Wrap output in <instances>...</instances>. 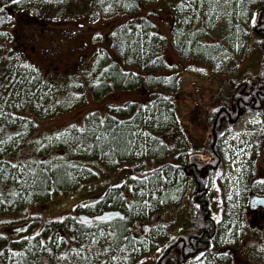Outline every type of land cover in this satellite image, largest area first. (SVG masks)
Returning <instances> with one entry per match:
<instances>
[{
  "label": "trees",
  "instance_id": "trees-1",
  "mask_svg": "<svg viewBox=\"0 0 264 264\" xmlns=\"http://www.w3.org/2000/svg\"><path fill=\"white\" fill-rule=\"evenodd\" d=\"M61 1L0 0V45L4 29L14 23V10L35 6L43 11L62 5ZM92 5L104 18H141L132 25L128 19L114 29L111 52H102L78 88L60 97L36 66L23 65L12 56L0 60V217L48 204L94 182L98 174L116 172L127 164L134 166V173L108 189L100 201L82 202L41 228L36 216L11 235L0 225V264H137L160 249L155 264H192L202 259H207L205 264H242L250 256L247 264H264V234L252 246V255L249 250L245 256L241 245L246 232L233 226L235 213L243 223L245 198L255 191L264 194V185L249 179L264 130L259 136L247 130L227 144L242 151L237 178H245L233 199L224 203L220 196L217 203L216 194L208 200L204 194L205 186L215 180L212 166L219 163L220 174L225 167V150L217 144L212 150L214 124L231 125L244 107L261 119L264 114V0H93ZM146 7L166 8L172 15L168 38L180 59L196 58L208 67L225 54L232 60L233 49L225 43L224 52L211 33L217 17L225 20L227 43L233 46L250 37L248 44L259 55L257 73L237 72L241 75L224 78L209 108L195 106L208 123L203 137L209 145L202 158L187 152V139L195 140L181 128L173 98L181 84L161 54L164 36L149 17L138 15ZM137 87L153 91L149 102L107 105L103 113H87L78 125L35 139L33 119L55 114L58 106L80 107L83 91L99 98L111 90ZM170 143H174L172 151ZM144 166L148 170L143 171ZM107 212L120 216L107 222L80 221ZM144 223L146 231L140 229Z\"/></svg>",
  "mask_w": 264,
  "mask_h": 264
},
{
  "label": "rangeland",
  "instance_id": "rangeland-1",
  "mask_svg": "<svg viewBox=\"0 0 264 264\" xmlns=\"http://www.w3.org/2000/svg\"><path fill=\"white\" fill-rule=\"evenodd\" d=\"M92 4L93 0H64L62 5L61 3L54 5L48 10L40 11L38 8H34L35 6L26 10H14L12 13L13 25L4 29L6 36L4 44L0 45V60L6 56H12L23 65L36 66L42 78L47 79V84L53 91L55 90L54 92L61 95L60 97L64 96L66 91L78 88L79 81L81 82L86 75L90 74L95 60L101 56L102 52L105 50L111 52L114 29L130 19L129 16L119 15L104 18L96 13ZM160 9L161 13L153 7H146L138 15L149 17L156 29L164 36L165 43L161 54L166 65L172 67V72L178 75L181 84V89L173 94L177 117L181 120V125L184 127L183 129H186L189 137L199 139L205 132V122L202 124L204 116L197 114L200 112L196 111L195 106L201 103L200 106L209 108L208 104L218 92V88L223 85L224 78L232 79L237 75L240 76L241 72L257 73L259 55L248 44L250 37L243 38L244 40L234 43L233 46L227 43L225 20L217 17L211 33L217 37L219 42L216 45L224 52L227 51V47L223 45L225 43L233 49L232 60L230 55L225 53V56L217 64H212V67L206 66V63L196 58L186 61L182 58V60L169 43V26L172 23V15H169L166 8ZM152 12L156 15H152ZM140 18L130 19L128 23L132 25ZM206 40L208 41V39ZM202 42H204L203 39ZM251 48L252 50H250ZM212 69L215 73L211 72ZM161 75L168 77L170 72ZM86 92H82L84 101L80 107L61 109L58 106L59 110L55 114L47 117H43V114L40 115L43 117L42 119H33L36 125L35 139L38 141L46 135L78 125L87 113L96 110L103 113V109L107 105H124L132 101L149 102L151 98L149 94L153 91L142 87L128 91L111 90L99 98H93ZM224 94L229 95V90L224 89ZM256 121V115L250 109H244V113H241L238 120L235 121L236 123L231 124L222 139L221 149L225 150L226 159L219 184L226 185L222 195L225 198L232 196L235 188L241 186L245 179L240 180L239 176L237 178V165L240 164L239 158L242 151L229 149L227 144L232 138L243 134L250 123ZM261 150L249 177L254 183H264V143L261 145ZM133 167L131 164H127L116 172L100 173L94 182L85 184L67 195L53 198L48 204H35L19 214L0 217L2 230L9 235H11V231L19 232V228L23 224L29 223L28 220L31 216L39 218L41 228L48 221L65 216L82 202L100 201L108 189L121 185L131 177V174L134 173ZM148 168L144 166L141 169L146 171ZM236 196H240V192ZM245 204L246 199L244 206ZM233 216V226L236 228L239 226L246 232L241 245V249L245 251H241V254L247 256L246 253L250 250L252 255V246L256 244L258 236L261 238L263 235L259 232H264V208L252 212L244 207L243 217L245 218H240L243 223L239 222V213H235ZM233 226L231 225L229 228ZM157 256V251H154L141 258L137 264H155ZM245 259L242 264H247V260L250 261L251 256L250 259L249 257H245ZM205 260L207 259L192 264H205Z\"/></svg>",
  "mask_w": 264,
  "mask_h": 264
},
{
  "label": "flooded vegetation",
  "instance_id": "flooded-vegetation-1",
  "mask_svg": "<svg viewBox=\"0 0 264 264\" xmlns=\"http://www.w3.org/2000/svg\"><path fill=\"white\" fill-rule=\"evenodd\" d=\"M239 112H241L242 113V111H238L237 112V115H238V113ZM236 115V116H237ZM261 118V117H260ZM262 120L264 121V114H263V117H262ZM231 123H234V122H231ZM203 124V123H202ZM206 124V123H205ZM216 123L214 124V127L212 128V135H213V140H212V150H213V148H214V145H216L217 147H218V143L220 142V140H221V138L223 137V134L225 133V129H224V125H223V123L222 124H220V126L217 128L216 126ZM204 127V126H203ZM182 129H183V127H181ZM222 128V131L220 132H217L219 129H221ZM185 130V132L187 133V135H189L188 134V132L186 131V129H184ZM195 141H192V142H190L188 139H187V144H188V147H187V152L191 155V154H198V156L200 157V158H202L203 157V155H202V152L204 151V150H206V149H208V146H206V144L207 145H209V143H207L208 141H207V139L206 138H204L203 137V133H202V137L201 138H199V139H195V138H193ZM197 140V141H196ZM263 140V143H264V139H262ZM221 143V142H220ZM173 147H174V143H170L169 144V150L170 151H172L173 150ZM218 148H220V147H218ZM262 151V150H261ZM264 152V151H263ZM262 157V156H261ZM215 168V180H212V182L210 183V185L209 186H205V188H206V190H205V192H204V194H205V196H206V199L208 200V198H209V196H214L213 194H216L218 197V202L217 203H219V202H221L222 200H220L219 201V198H220V189H221V187L219 186V184H218V181H219V174H220V171H221V167H219V163L216 165V166H212V168L211 169H214ZM219 193V194H218ZM258 196V197H261V195H259L256 191H255V193H253L251 196ZM250 196V197H251ZM249 197V198H250ZM248 198V199H249ZM231 201V200H230ZM225 202H228V201H224V203ZM248 208H249V206H248ZM259 209H255V210H253L252 212H257ZM248 211H251V209L249 208L248 209ZM209 214L212 216L214 213H213V210H211L210 209V212H209ZM212 219L214 220V216H212ZM215 221V220H214ZM180 225V224H179ZM180 229V227H178L177 229H175V231H176V233H177V231ZM182 229V228H181ZM170 237H174L173 236V234H170Z\"/></svg>",
  "mask_w": 264,
  "mask_h": 264
},
{
  "label": "water",
  "instance_id": "water-1",
  "mask_svg": "<svg viewBox=\"0 0 264 264\" xmlns=\"http://www.w3.org/2000/svg\"><path fill=\"white\" fill-rule=\"evenodd\" d=\"M250 205L252 207V209L254 208H257V207H263L264 206V198H258V197H253L251 200H250ZM120 215L116 212H107V213H104L100 216H96L94 218H86V217H81L80 218V221L82 222H86V223H89L91 221H95V222H107V221H110V220H114L116 218H118Z\"/></svg>",
  "mask_w": 264,
  "mask_h": 264
},
{
  "label": "bare ground",
  "instance_id": "bare-ground-1",
  "mask_svg": "<svg viewBox=\"0 0 264 264\" xmlns=\"http://www.w3.org/2000/svg\"><path fill=\"white\" fill-rule=\"evenodd\" d=\"M262 21H264V13L262 14ZM255 22V20H252L250 23H254ZM237 119H236V117L234 118V119H231V122H234V123H236L235 121H236ZM233 124V123H232ZM262 130H264V121L261 119V118H259L252 126H250L249 128H248V131H247V133L248 134H250V135H252V136H259V133L262 131ZM224 138V137H223ZM222 138V139H223ZM221 142V141H220ZM218 143V147H221V145H222V143ZM224 169H225V167H224ZM220 187L222 188V189H225L226 188V185H223V184H220ZM205 198H206V196H205Z\"/></svg>",
  "mask_w": 264,
  "mask_h": 264
}]
</instances>
